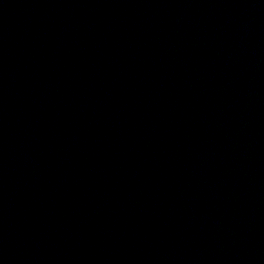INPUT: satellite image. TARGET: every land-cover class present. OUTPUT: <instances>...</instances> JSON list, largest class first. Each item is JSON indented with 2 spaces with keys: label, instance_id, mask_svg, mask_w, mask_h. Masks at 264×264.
<instances>
[{
  "label": "water",
  "instance_id": "1",
  "mask_svg": "<svg viewBox=\"0 0 264 264\" xmlns=\"http://www.w3.org/2000/svg\"><path fill=\"white\" fill-rule=\"evenodd\" d=\"M0 264H264L209 0H0Z\"/></svg>",
  "mask_w": 264,
  "mask_h": 264
}]
</instances>
